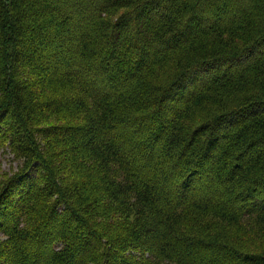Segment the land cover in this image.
<instances>
[{
  "label": "trees",
  "instance_id": "16d2710c",
  "mask_svg": "<svg viewBox=\"0 0 264 264\" xmlns=\"http://www.w3.org/2000/svg\"><path fill=\"white\" fill-rule=\"evenodd\" d=\"M4 147L0 264H264V0H0Z\"/></svg>",
  "mask_w": 264,
  "mask_h": 264
},
{
  "label": "rangeland",
  "instance_id": "374dc122",
  "mask_svg": "<svg viewBox=\"0 0 264 264\" xmlns=\"http://www.w3.org/2000/svg\"><path fill=\"white\" fill-rule=\"evenodd\" d=\"M53 121L60 122L61 118L57 117ZM22 159L14 156L8 148L0 149V188L2 184L14 176L18 172H21ZM249 223H241L237 228H223L221 232L229 238V241L233 243L237 248L243 251H253L264 246V238H261L251 228ZM0 231V239L2 238Z\"/></svg>",
  "mask_w": 264,
  "mask_h": 264
}]
</instances>
